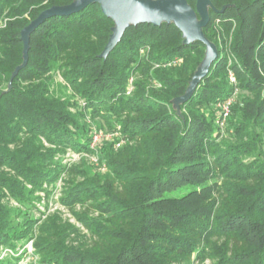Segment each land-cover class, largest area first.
<instances>
[{
	"label": "trees",
	"instance_id": "trees-1",
	"mask_svg": "<svg viewBox=\"0 0 264 264\" xmlns=\"http://www.w3.org/2000/svg\"><path fill=\"white\" fill-rule=\"evenodd\" d=\"M73 1L0 0V248L32 241L39 264H264V0H209L217 58L178 110L205 47L140 24L102 59L113 23L97 4L40 24L9 85L22 29ZM98 133L111 138L92 147Z\"/></svg>",
	"mask_w": 264,
	"mask_h": 264
},
{
	"label": "water",
	"instance_id": "water-1",
	"mask_svg": "<svg viewBox=\"0 0 264 264\" xmlns=\"http://www.w3.org/2000/svg\"><path fill=\"white\" fill-rule=\"evenodd\" d=\"M92 4H97L103 16L113 23L108 42L99 56L102 59H105L113 51L126 29L140 24L156 27L161 24H172L181 33L184 45L199 42L205 47L204 59L192 76L185 94L173 100V106L178 110L179 105L185 103L192 96L217 58L215 45L203 35V29L209 23L208 10L214 11L209 0H196L194 9L187 4L186 0H74L67 6L52 7L43 11L20 32L23 63L13 72L9 85L18 71L25 67L30 35L40 24L50 17H66L77 14Z\"/></svg>",
	"mask_w": 264,
	"mask_h": 264
},
{
	"label": "built area",
	"instance_id": "built-area-1",
	"mask_svg": "<svg viewBox=\"0 0 264 264\" xmlns=\"http://www.w3.org/2000/svg\"><path fill=\"white\" fill-rule=\"evenodd\" d=\"M229 81L232 85H234V86L236 85V81H235L234 77L232 76V74H229ZM131 91H132V85H131V81H130L129 86H128L127 91H126V95L129 96ZM236 94H237V90L235 89L233 92V96H235ZM232 103H233V97L228 98L227 100L221 102L218 105L220 115H221V121L219 123V126L221 128H223V125H224L226 119L229 117L230 108L232 106ZM102 138H105L102 133L94 134L91 146L94 147L95 144H97ZM109 138H111V136H109ZM120 145H121V142H118L115 145V148L116 149L119 148ZM74 155H76V154H74L72 152H68L65 156L64 163L69 162L68 158L73 157ZM76 156L80 157L79 155H76ZM91 161L95 163L96 159L91 158ZM58 187H59V184H58ZM11 257L17 258L19 264H39V258L35 254V250L33 248V242L32 241H27L26 243L22 244L21 246H18L15 251H12V250H10L8 248H4V247L0 248V259L11 258Z\"/></svg>",
	"mask_w": 264,
	"mask_h": 264
},
{
	"label": "rangeland",
	"instance_id": "rangeland-1",
	"mask_svg": "<svg viewBox=\"0 0 264 264\" xmlns=\"http://www.w3.org/2000/svg\"><path fill=\"white\" fill-rule=\"evenodd\" d=\"M58 81H59V79H58ZM60 82V81H59ZM104 139H106V140H108V139H110L109 138V136L107 135V134H104ZM80 158L81 157H77L76 155H74L73 157H69L68 158V160H69V162L70 163H78L79 161H80ZM88 163H93L92 161H91V159L89 158H87V157H83ZM58 192H55V195L54 196H51V198L49 199V206H50V212L51 211H54V210H59V211H61L63 214H64V217H69V215L65 212V210L58 204ZM41 206V205H40ZM41 208H42V206H41Z\"/></svg>",
	"mask_w": 264,
	"mask_h": 264
}]
</instances>
